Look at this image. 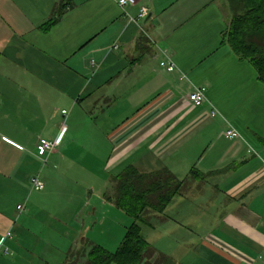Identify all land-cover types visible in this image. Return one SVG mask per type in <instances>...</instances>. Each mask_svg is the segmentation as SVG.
<instances>
[{
  "label": "crops",
  "instance_id": "0c3cea01",
  "mask_svg": "<svg viewBox=\"0 0 264 264\" xmlns=\"http://www.w3.org/2000/svg\"><path fill=\"white\" fill-rule=\"evenodd\" d=\"M59 1L0 0V242L10 232L0 264H74L86 261L92 244L107 247L106 212L119 211L110 200L112 179L128 166L166 169L181 181L164 211L145 219L151 260L162 254L170 264H264V83L221 42L230 17L225 1L137 0L126 13L149 12L134 23L115 0H72L42 30ZM166 58L175 71L159 66ZM191 84L206 88L199 107L186 99ZM81 88L87 99L100 94L102 119L95 123L73 105L62 142L43 165L28 147L56 138L63 123L47 113L46 97L53 91L52 104L59 103ZM76 122L102 125L107 151L94 135L75 133ZM229 126L237 137H225ZM84 140L87 149L72 151ZM100 156L102 174L112 178L67 185L68 199L59 203L60 170ZM34 175L46 184L32 198ZM73 201L77 208L62 220ZM50 210L59 229L40 226L41 212ZM125 231L112 235L117 245ZM53 254L63 262L49 259Z\"/></svg>",
  "mask_w": 264,
  "mask_h": 264
},
{
  "label": "trees",
  "instance_id": "16d2710c",
  "mask_svg": "<svg viewBox=\"0 0 264 264\" xmlns=\"http://www.w3.org/2000/svg\"><path fill=\"white\" fill-rule=\"evenodd\" d=\"M225 3L230 17L221 42L240 60L247 61L264 83V0H225ZM71 5L72 0H60L51 18L40 28L48 30ZM112 182L114 193L110 200L133 221L114 252L92 244L85 264H170L162 254L150 259L153 249L142 234V225L146 224L143 214L163 212L179 193L181 181L166 169L141 172L128 166L114 176Z\"/></svg>",
  "mask_w": 264,
  "mask_h": 264
},
{
  "label": "rangeland",
  "instance_id": "374dc122",
  "mask_svg": "<svg viewBox=\"0 0 264 264\" xmlns=\"http://www.w3.org/2000/svg\"><path fill=\"white\" fill-rule=\"evenodd\" d=\"M185 81H187V80H185ZM187 82H188V84H190L189 81H187ZM182 83H184V82H182ZM82 84L85 85V82H82ZM52 92L50 95L48 94L46 97L47 107H49L47 110V113H49V112L54 113L55 119H56V121L59 120V123L65 121L66 125L67 126L69 125V123H70L69 120L71 118V113H72L71 111H72L73 105H75V111L77 114L81 113V112L85 114L86 112H88V116H91V117H93V119L97 120V121L94 120L95 123L102 119V114H101L102 105L100 102L95 101L98 98H100V94H96L93 97H91V99H87V97H86L87 91L84 88H81L80 91H77V93L75 92L74 94L71 93L72 90H69V92H67V94H66L67 96L65 95L63 97H68V98H70V100L62 101L59 103L56 102V103L52 104V100H53V96H54ZM54 92H56V91L54 90ZM52 107H57V109L55 111H52L51 110ZM61 110H65L67 115L66 116L62 115L60 112ZM85 120L86 119H84V121ZM72 128L76 129L75 133H77V134L88 135V137H91V134L94 135L96 140L98 138V141L95 142V144L96 145L101 144V153H105L107 151V147L105 144H103V141H102L103 136H104V133H103L104 127L102 125H91V124L87 125V123L83 124L82 122L80 124H78V122H76V123H74ZM90 144H91V142L86 143V140L75 142V145L72 144L73 145L72 151L76 152V150L81 151V150L87 149L86 146H88ZM35 146H34V143H31L28 148L30 151L32 150V152L35 151V155L37 156ZM61 147H60V149H61ZM104 160H105V158L102 156H100V158H95V157H93V158H88V157L81 158V157H78V158H75V161L78 162V165H77L78 171H77L76 165H72V169H69V167L67 165H66L67 168L61 169L60 174L58 175L59 176L58 184L60 185V189L58 188V191L63 195H59V197L56 196V200L59 199L58 200L59 203L62 201H66L67 196H66V192H65L64 187L67 185L68 186L66 187V189L69 186H71V185L73 186L75 184H77L79 187L83 186V187L87 188L91 184L95 183V181H94L95 176L99 177V180H100V178L103 179V177H104V179H106V177L109 175H110L109 177L112 178V176H113L112 174H115V173L108 174V173L104 172L102 174L103 169H102L101 163L103 164ZM41 179H42V177H41ZM43 181L46 184L44 179H43ZM72 192L74 194V191H72ZM113 192H114V189H113ZM28 193L29 192H27V194ZM30 193H31L30 196L32 195V198H33V195L42 194V192L34 191V190H31ZM17 200L22 202V199H20L19 196H15L13 199L14 203ZM67 207L68 208L65 211V213H63V215L61 214L62 220L70 219V218H68V216L72 215V211L75 210V207L77 208V204L74 203V201H73ZM112 211H114V210L109 209V211L107 210V212H106L105 222H108V224L110 226L109 227V233L110 234H108L109 236L103 238L104 242H106L105 246H107V247L102 246L103 248H105L106 250H108L110 252H114L118 247V245H117L118 243H116V241H115V237L117 239V236L112 237V235H114V233L118 232L123 227L127 229V227L133 221L131 217L126 216L120 210L119 211L117 210L118 211L117 213L119 215L113 214ZM41 214L43 216V219H42L43 223L40 224L41 227H44V225H48L50 228L51 225L52 226L55 225L56 228L59 229L62 226V222L59 223L56 220L52 221V219L51 220L49 219V215L52 214L51 210L44 212V213L41 212ZM143 215H144V219H147L149 217H150V219L153 218V212L152 211H148ZM45 217H46V220H44ZM37 218H39L41 220L40 217H37ZM16 221H17V219L15 218V225L19 223ZM152 221H153V219H152ZM27 222H29L31 224L30 221H27ZM142 229H143V232L145 233V235L147 234V237H149V239L153 240V231L147 230L145 225H142ZM124 234L125 233H123V236H124ZM151 235H152V237H150ZM121 238H123V237H121ZM120 240H122V239H120ZM0 254H2V253H0ZM61 256H62L61 254L60 255L59 254H53L51 257H49V259H53V262L61 263L64 260V257L60 258ZM58 258H60V259H58ZM0 259H1V255H0ZM34 260H37V259L34 258ZM32 263L35 264L34 262H32ZM39 263H40V261L36 262V264H39ZM40 264H44V263L42 262ZM74 264H85V262L75 261ZM164 264H166V263H164Z\"/></svg>",
  "mask_w": 264,
  "mask_h": 264
},
{
  "label": "built area",
  "instance_id": "2783aa9c",
  "mask_svg": "<svg viewBox=\"0 0 264 264\" xmlns=\"http://www.w3.org/2000/svg\"><path fill=\"white\" fill-rule=\"evenodd\" d=\"M115 2L123 10V12L127 15V18L130 22L139 23L142 20H144L146 16L148 15L149 10L145 6H141L135 15H130L126 13L125 8L127 6L135 5L137 3V0H115ZM159 66L168 72H173L176 70L174 63L169 58L160 60ZM181 78L187 79L185 75H182ZM205 92H206V88L204 86H197V85L191 84V90L188 92L186 99L190 105L194 107H199L203 105L205 102H207ZM61 113L62 115H65V116L67 115L65 110H62ZM217 114H218V111L212 107L211 116H215ZM65 131H66V125H65V121H63L60 127V131L56 138L52 140L44 138V137L38 138L35 149H36L37 157L41 160L43 165L48 162L49 156L60 146L63 136L65 134ZM224 135L226 138H234L238 136V132L235 129H233L231 126H229L227 129H225ZM30 186L32 190L40 191L44 188L45 183L39 175H34L30 179ZM16 208L18 210H22L23 206L17 205ZM7 237H10V232H7L6 235H4V237L1 239L0 247L4 246V240Z\"/></svg>",
  "mask_w": 264,
  "mask_h": 264
}]
</instances>
